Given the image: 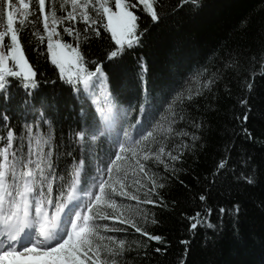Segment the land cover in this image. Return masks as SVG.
I'll list each match as a JSON object with an SVG mask.
<instances>
[{"label":"trees","instance_id":"obj_1","mask_svg":"<svg viewBox=\"0 0 264 264\" xmlns=\"http://www.w3.org/2000/svg\"><path fill=\"white\" fill-rule=\"evenodd\" d=\"M85 1L72 15L64 0H27L0 39L13 162L41 140L36 189L63 202L83 160L84 184L108 169V201L125 209L92 207L96 263L72 264H264V0ZM51 47L76 50L93 78L63 79Z\"/></svg>","mask_w":264,"mask_h":264},{"label":"rangeland","instance_id":"obj_2","mask_svg":"<svg viewBox=\"0 0 264 264\" xmlns=\"http://www.w3.org/2000/svg\"><path fill=\"white\" fill-rule=\"evenodd\" d=\"M100 2V8L104 11L106 10V3L109 0H98ZM64 2H69L71 9V14H81L86 9L85 0H64ZM116 4L120 5V0H115ZM11 12L7 16L5 22L0 23V39L3 41L14 29V23L16 20H21L24 18L28 11L27 0H11ZM129 16L127 13L122 12L119 15V22L123 24L127 22L126 17ZM110 21H113L115 15L109 13L107 15ZM62 21L56 12H51L47 14L45 19V24L47 28L48 35L53 38L54 42H58L59 37L55 32V27ZM116 31H118L116 29ZM128 37V36H127ZM121 31V36L117 39V42L122 43L124 40H129ZM16 46L11 45V52L14 51ZM52 61L55 62L59 68L61 77L67 80H78L83 79L84 81L93 78L91 74H87L85 71L84 63L81 60L79 53L76 50H65L62 51L60 47L50 49ZM17 53H15V56ZM17 57V56H16ZM29 77H33V74H29ZM106 79V75L104 76ZM83 137V135H81ZM13 135L8 132L6 139L0 138V142L6 143L5 146L0 143V217L1 213H10V219L13 218L16 212L19 210L20 205L24 207L27 203H31L33 215L29 218H21L20 224L27 226L29 223V229L24 231V239L32 237L33 240L25 248H19L17 251L12 252L11 249L2 250L0 246V264H72V260L77 254L83 260L88 263H96L95 258L92 254H97V249L94 244L96 242L91 238L93 236L91 222L92 214L90 212H83L79 216L78 222H73L69 224V230L66 232L63 239L56 243H52L56 240L57 235L61 230L57 231L53 229L54 235L48 246H44L39 239L41 230H43L42 223L45 222L47 213L49 211H56L55 207L52 206L50 201H46L44 198L40 197L42 195H47L46 192L40 189L36 192L35 185L37 182V175L34 172L33 167L43 166L42 164V144L41 140L35 139L32 146L29 148L26 156L29 158L31 156L34 159L26 160L24 164L17 167L13 162L12 157L15 153L12 148ZM146 156V155H145ZM144 158V157H143ZM40 162V163H39ZM14 167V168H13ZM82 170V166L80 167ZM95 183L91 186L90 192L84 193L85 197L81 198L79 201L82 204L87 205V209L93 204L99 205L101 207L111 208L112 211L119 213L122 217H126L125 209L119 208L115 202L108 201L106 196V189L108 188L110 179L105 178L104 174H96ZM22 180V186L20 184ZM44 181H38V186L43 185ZM21 186V187H20ZM14 187V188H13ZM26 191V192H25ZM106 191V192H105ZM74 194V191H73ZM40 195V196H39ZM69 210V208H68ZM1 223V220H0ZM26 234V235H25ZM103 238H100V240ZM0 241H2L0 239ZM4 247V246H3ZM93 258L92 261L89 257Z\"/></svg>","mask_w":264,"mask_h":264},{"label":"bare ground","instance_id":"obj_3","mask_svg":"<svg viewBox=\"0 0 264 264\" xmlns=\"http://www.w3.org/2000/svg\"><path fill=\"white\" fill-rule=\"evenodd\" d=\"M76 189H77V186H76L75 189H74V188L72 189L71 197L73 196V191H74V193H75ZM25 192H26V191H25ZM71 199H72V198H71ZM70 203L72 204L73 202H70ZM69 205H70V204H69ZM20 206H22V205H20ZM71 206H72V205H71ZM71 206H70V207H71ZM70 207H69V208H70ZM17 212H18V211H17ZM24 232H26V231H24ZM24 232H22L20 235H18V237H16V236H15V237H16L18 240H25L26 238L24 239ZM25 235H26V234H25ZM3 241L7 242L6 240H3ZM3 243H4V242H3ZM1 244H2V243H1ZM22 248H24V247H22ZM0 252H1V251H0Z\"/></svg>","mask_w":264,"mask_h":264}]
</instances>
